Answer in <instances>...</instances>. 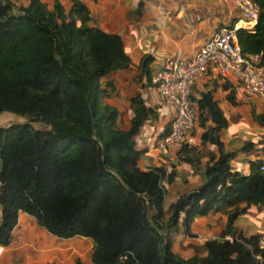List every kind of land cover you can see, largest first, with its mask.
Masks as SVG:
<instances>
[{
    "label": "trees",
    "instance_id": "16d2710c",
    "mask_svg": "<svg viewBox=\"0 0 264 264\" xmlns=\"http://www.w3.org/2000/svg\"><path fill=\"white\" fill-rule=\"evenodd\" d=\"M25 1L0 0V112L27 118L0 125V244L8 242L20 210L54 236L89 237L94 264H264L258 236L232 226L243 210L238 202L264 203V175L257 164L248 174L230 169L231 153L218 137L226 119L210 92L199 102L209 107L214 125L200 140L214 143L217 156L209 155L204 181L179 195L163 221V181L172 180L173 170L161 164L141 169L135 147L151 109L140 94L131 96L123 129L116 108L102 99L99 77L128 65L118 34L89 25L82 0H70L67 11L58 0L51 8L43 0ZM255 1L253 30L239 27L235 36L242 53L261 51L264 64V0ZM150 59L141 60L148 82ZM259 118L264 122V110ZM179 148L187 159L188 145ZM230 205L221 236L203 241L204 255L171 250L169 230L180 213L187 228L192 217Z\"/></svg>",
    "mask_w": 264,
    "mask_h": 264
},
{
    "label": "crops",
    "instance_id": "0c3cea01",
    "mask_svg": "<svg viewBox=\"0 0 264 264\" xmlns=\"http://www.w3.org/2000/svg\"><path fill=\"white\" fill-rule=\"evenodd\" d=\"M43 1L47 8L53 6L54 0ZM58 1L67 11L70 0ZM82 1L89 11L88 24L104 32L118 34L128 57L127 67L110 70L99 77L101 87L106 90L103 101L117 110V126L123 129L129 126L131 96L140 94L151 109L152 116L142 123L135 136V147L140 149L137 164L141 169L161 164L166 171L173 170L172 180L168 183L163 181V221L179 195L204 181L209 155L217 156L214 143L200 140L203 130L214 125L209 107L199 102L203 93L210 92L212 101L226 119L225 126L218 130V137L222 149L231 153L228 161L230 169L242 174L255 170L258 161L264 158V122L259 118L264 110L262 98L256 95L245 98L235 78L212 69L196 78L190 91L195 114L188 144L190 150L183 154L187 159H182L179 147H160L157 144L161 130L168 127L172 113L141 68L142 57L146 55L151 57L147 63L151 72L171 57H186L195 52L218 25H227L237 16L231 0ZM7 115H12V112H0V118ZM255 115L257 118H254ZM232 206L194 216L187 228L181 223L180 213L176 226L169 230L171 250L182 257H188L194 251L204 255L203 241L221 236L226 222L224 209ZM237 206L243 207V210L236 214L232 226L243 235H257L258 244L264 249V203L245 204L241 201ZM225 237L231 238L228 234ZM0 245V264H47L52 261L54 264H73L69 257L72 254L81 259L82 264H94L90 259L92 242L89 237L75 235L64 239L54 236L37 225L31 215L20 210L8 242Z\"/></svg>",
    "mask_w": 264,
    "mask_h": 264
},
{
    "label": "built area",
    "instance_id": "2783aa9c",
    "mask_svg": "<svg viewBox=\"0 0 264 264\" xmlns=\"http://www.w3.org/2000/svg\"><path fill=\"white\" fill-rule=\"evenodd\" d=\"M231 1L237 10L231 23L218 25L191 55L171 57L150 72V83L172 113L166 131L157 140L160 147L190 143L195 120L191 86L208 69L235 78L245 98L256 95L264 100L261 51L242 53L235 36L239 27L253 30L258 16L257 4L255 0ZM257 168L264 175V158L258 161Z\"/></svg>",
    "mask_w": 264,
    "mask_h": 264
},
{
    "label": "rangeland",
    "instance_id": "374dc122",
    "mask_svg": "<svg viewBox=\"0 0 264 264\" xmlns=\"http://www.w3.org/2000/svg\"><path fill=\"white\" fill-rule=\"evenodd\" d=\"M14 3L16 5H19L20 4V1L18 0H14ZM27 121V118L23 115H19V114H16V113H12V115H7V116H1L0 118V124L1 125H7V124H10V123H13V122H26ZM30 124H32L33 126L35 127H42V124L39 123V122H36V121H32L30 122ZM91 252V251H90ZM91 255V254H90ZM71 258V261L72 263L74 264L75 260H76V255H71L69 256ZM81 260V259H80ZM82 261V260H81ZM47 264H54V262H49Z\"/></svg>",
    "mask_w": 264,
    "mask_h": 264
}]
</instances>
